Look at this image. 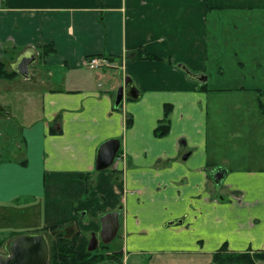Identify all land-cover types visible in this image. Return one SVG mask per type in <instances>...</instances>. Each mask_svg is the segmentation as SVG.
I'll return each instance as SVG.
<instances>
[{
    "label": "crops",
    "instance_id": "crops-1",
    "mask_svg": "<svg viewBox=\"0 0 264 264\" xmlns=\"http://www.w3.org/2000/svg\"><path fill=\"white\" fill-rule=\"evenodd\" d=\"M244 16L264 19V0H0V62L14 71L26 49L37 52L29 77L0 80V106L18 120L13 133L0 121V217L9 223L0 228L12 231L32 206L36 230L74 223L76 249L94 235L97 249L101 217L117 211L120 247L109 252L121 256L98 264H211L225 242L264 249V56L255 54L247 84L209 83L211 68L225 71L211 47L232 43L227 25ZM91 55L110 67L87 68ZM127 78L139 97L117 105ZM12 98L24 104L16 116ZM167 106L170 130L159 137ZM113 138L119 154L97 171L98 148Z\"/></svg>",
    "mask_w": 264,
    "mask_h": 264
},
{
    "label": "rangeland",
    "instance_id": "rangeland-1",
    "mask_svg": "<svg viewBox=\"0 0 264 264\" xmlns=\"http://www.w3.org/2000/svg\"><path fill=\"white\" fill-rule=\"evenodd\" d=\"M249 17L250 16L248 17L244 16L243 17L244 19L236 20L234 26L227 25L229 26L228 32L232 35L231 36V40H233L232 43L228 44L227 46L226 41H224L225 37H223L222 42H225V44H222L221 42L218 48L213 47V46L211 47V50L213 51L218 50L217 53L223 59V61L220 62V66H222L225 69V71H222V73L219 74V73H216L215 70L211 68L209 72L211 76L209 83L211 85L219 84V85L235 86L238 84H247V82L250 81L248 80V75L250 71H254L252 70V68L255 65L254 64L255 59H253L255 54H260V56H264V19L257 18V17L254 19L253 17L252 19H248ZM239 60L244 61L246 63L245 68H240L239 66H237L238 64L237 61ZM261 72H264V71H261ZM244 75L247 76V77L245 76L246 81H244L245 78H242ZM238 76H240V78L244 80L239 79ZM2 79L3 78H0V80ZM2 83H4V85H0V89L5 90L6 89L5 82H2ZM12 101L15 107V110L13 111V113H15V116H16L19 110L23 108L24 104L17 103L15 100H13V98H12ZM7 111H8L7 106L5 105L0 106V121H3L2 124L5 127V129L10 128L11 130H13L11 133H13L14 131L18 129V120L16 117H14L12 120H10V122H8L6 119ZM31 117H35V114L34 116H31ZM240 136L242 135L237 136V138H239ZM242 139H243L242 141L243 143L236 142V145H245L246 143L244 140L246 139V135H243ZM227 143L228 142L225 143V147ZM232 152L233 150L228 151V148H227V151L225 154L231 157L233 156V154L236 153V152L235 153H232ZM223 198H226V197L223 196ZM3 219L0 217V227L4 224L5 225L9 224L8 221L3 220ZM10 224H12V231H10L11 229L7 231L6 229H4V227L0 228V253L1 254H8L7 243L13 238L11 237L10 239V237H8L9 234L11 233L17 234V235H14V237L18 235H23V234H32V233H36V227L42 226L41 221H39V216H37L36 212L33 211L32 206L26 209V216H24V214L22 213L19 216V219L17 218L15 221H13ZM119 243H120V239H119V236H117L111 243H109V249L115 250L119 248L120 247ZM96 250L97 251L103 250L102 242L99 243V246ZM260 264H264V260Z\"/></svg>",
    "mask_w": 264,
    "mask_h": 264
},
{
    "label": "water",
    "instance_id": "water-1",
    "mask_svg": "<svg viewBox=\"0 0 264 264\" xmlns=\"http://www.w3.org/2000/svg\"><path fill=\"white\" fill-rule=\"evenodd\" d=\"M37 60V52L33 48L26 49L17 61L12 65L15 72L23 77H29L30 67ZM188 75L200 82H206L205 74L194 75L185 65H179ZM125 87L118 89L116 104H120L124 96L133 98L139 97V90L130 78L125 80ZM121 148L120 139L113 138L103 142L97 152V160L95 169L103 171L110 168ZM227 171L220 169L216 171L212 178L217 184H221ZM182 223V220L170 221L168 225ZM101 239L103 243L109 244L117 235L119 230V212L110 211L101 217ZM97 247V237L94 235L90 241L88 250L93 251ZM8 254L0 253V264H48L50 260V244L44 233L23 234L13 237L7 243Z\"/></svg>",
    "mask_w": 264,
    "mask_h": 264
},
{
    "label": "trees",
    "instance_id": "trees-1",
    "mask_svg": "<svg viewBox=\"0 0 264 264\" xmlns=\"http://www.w3.org/2000/svg\"><path fill=\"white\" fill-rule=\"evenodd\" d=\"M55 52L53 45L42 48V56L50 55ZM139 58L163 59L140 50ZM16 73L8 71L3 62H0V78H14ZM206 88V85L203 86ZM259 106L264 114V90L258 91ZM171 106H167L164 118L159 122L155 129V134L159 137L165 136L170 130V113ZM36 233H44L50 244V260L48 264H98L106 260L119 259L121 251L109 252V244L102 242V251L85 249L78 251L76 243L81 230L74 223H63L42 227L36 230ZM264 260V249L251 252L236 251L229 248L228 243H223L222 246L213 253L211 264H258Z\"/></svg>",
    "mask_w": 264,
    "mask_h": 264
},
{
    "label": "built area",
    "instance_id": "built-area-1",
    "mask_svg": "<svg viewBox=\"0 0 264 264\" xmlns=\"http://www.w3.org/2000/svg\"><path fill=\"white\" fill-rule=\"evenodd\" d=\"M110 60L101 55H91L85 59V66L89 69H98L101 67H110Z\"/></svg>",
    "mask_w": 264,
    "mask_h": 264
}]
</instances>
